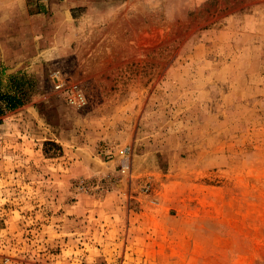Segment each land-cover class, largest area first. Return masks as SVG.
I'll use <instances>...</instances> for the list:
<instances>
[{"label":"rangeland","instance_id":"374dc122","mask_svg":"<svg viewBox=\"0 0 264 264\" xmlns=\"http://www.w3.org/2000/svg\"><path fill=\"white\" fill-rule=\"evenodd\" d=\"M0 264H264V0H0Z\"/></svg>","mask_w":264,"mask_h":264},{"label":"trees","instance_id":"16d2710c","mask_svg":"<svg viewBox=\"0 0 264 264\" xmlns=\"http://www.w3.org/2000/svg\"><path fill=\"white\" fill-rule=\"evenodd\" d=\"M14 82H16V93L14 95L0 93V104H5L4 106L9 110H15L24 104L21 99L22 95L25 94L23 79H17Z\"/></svg>","mask_w":264,"mask_h":264}]
</instances>
